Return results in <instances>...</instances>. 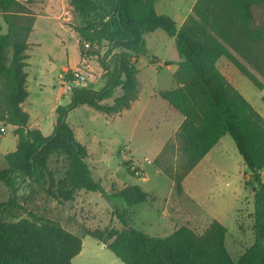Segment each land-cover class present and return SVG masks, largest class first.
I'll return each instance as SVG.
<instances>
[{
	"label": "trees",
	"instance_id": "1",
	"mask_svg": "<svg viewBox=\"0 0 264 264\" xmlns=\"http://www.w3.org/2000/svg\"><path fill=\"white\" fill-rule=\"evenodd\" d=\"M157 1L72 0L81 19L75 27L81 57H91L85 53V45L97 49L93 56L104 72L105 85L99 91L73 88L71 104L57 108L54 132L45 136L30 127V114L22 107L30 96L27 51L37 19L31 11L34 0H0V17L7 26L5 33L0 22V123L14 127L18 139L17 149L5 155L8 168L0 171V182L10 192L9 201L0 204V264H73L85 237L106 245L124 264H264V118L218 68L219 60L226 58L258 90H264V84L236 56L264 78V20L255 13L263 7V0H197L180 28L170 16L157 12ZM157 30L175 39L181 58L174 74L178 87L158 95L184 117L175 141L181 144L185 163L180 172L173 167L162 169L159 159L167 155L169 143L154 166L181 195L190 173L226 135L232 136L251 172L246 185L254 194L255 243L238 261L227 249L228 231L219 221L203 234L184 226L163 238L132 228L122 214L124 230L119 234L105 229L81 236L19 203L22 180L36 186L48 184L46 194L60 205L74 201L77 191L104 193L102 183L93 177L88 149L67 122L68 114L80 106L105 115L130 110L140 95L139 59L150 56L145 36ZM118 91L121 94L116 96ZM3 133L0 129V135ZM54 156H63L69 163L58 181L49 168ZM115 196L129 207L148 203L151 198L140 186L126 187Z\"/></svg>",
	"mask_w": 264,
	"mask_h": 264
},
{
	"label": "rangeland",
	"instance_id": "2",
	"mask_svg": "<svg viewBox=\"0 0 264 264\" xmlns=\"http://www.w3.org/2000/svg\"><path fill=\"white\" fill-rule=\"evenodd\" d=\"M196 1L158 0L155 7L159 14L170 16L180 27L184 18L192 13ZM56 10L63 15L61 21L57 20ZM31 11L37 19L29 39L33 44L29 50L31 78L27 83L31 96L25 107L32 112L34 120L40 122L43 134L49 136L57 123V102L60 106H69L76 85L102 90L104 72L98 58L93 56L96 48L85 45V53H90L91 57H81L79 36L75 32L81 19L73 9L72 0H34ZM255 13L259 20H264V4L256 8ZM0 22L6 33L7 26L1 17ZM157 33L147 37L150 56L141 57L138 63L141 104L120 115H105L88 106H80L68 114L67 122L77 140L88 149L89 166L94 179L102 183L104 193L77 191L74 201L60 205L46 194L48 184L36 186L22 180L19 203L27 211L58 221L81 236L88 231L105 229L113 235L119 234L124 230L119 218L122 214L132 228L163 238L184 226L203 234L214 221H219L228 231L227 249L233 260L238 261L255 243L254 194L246 185L251 181V172L232 136L226 135L190 173L181 195L163 171L154 166L169 143L171 148L167 155L159 159L162 169L173 167L180 172L185 163L181 144L175 141L184 117L158 95L159 91L177 87L174 74L179 65L175 60L180 56L176 44H172L174 40L162 30ZM154 55L173 63L160 67ZM236 56L264 84L263 76L238 54ZM83 60L89 65L85 67ZM218 68L264 118V90H258L226 58L218 62ZM82 71L86 72L84 79L76 76ZM72 76L77 80H72ZM120 94L118 91L116 96ZM1 128L6 129V135L2 136L11 143L9 150L13 152L16 136L10 126L0 123ZM128 167L140 173L131 174ZM49 168L58 181L65 176L69 163L63 156H54ZM262 173L264 180V170ZM129 186H140L150 193L148 203L129 207L115 196ZM19 215L27 217L23 212ZM8 220L13 219L8 217ZM83 248L73 264H124L91 237H85Z\"/></svg>",
	"mask_w": 264,
	"mask_h": 264
},
{
	"label": "crops",
	"instance_id": "3",
	"mask_svg": "<svg viewBox=\"0 0 264 264\" xmlns=\"http://www.w3.org/2000/svg\"><path fill=\"white\" fill-rule=\"evenodd\" d=\"M195 5V4H194ZM193 9V8H192ZM53 11H54V9H52ZM56 12L58 13V16H57V20H62V17H63V15H62V13L60 12V11H58V10H56ZM192 14V13H191ZM188 16L189 15H187L185 18H184V20H183V22H182V24H181V26L184 24V22L186 21V19L188 18ZM180 26V27H181ZM179 27V28H180ZM34 31H35V26H34ZM160 30H157V31H155V32H153V33H150V34H148V35H146L145 36V38H146V42H147V37L148 36H151V35H155V34H158L157 32H159ZM30 39V38H29ZM173 40H174V42H175V39L174 38H172ZM29 44H30V47H29V49H28V51H27V54L29 55V57H30V59H29V61H28V63H29V66H28V68H27V72H28V81L30 80V73H29V70H30V66H31V55H30V53H29V50L31 49V47H32V43L29 41ZM172 44H176V42L175 43H173V41H172ZM147 45H148V42H147ZM155 60H156V64H158L160 67H162V66H165V64L166 63H170L171 65H172V61L171 60H168L167 58H163V59H161L160 58V56H158V55H154V57H153ZM140 60H141V58H140ZM139 60V61H140ZM221 60V59H220ZM219 60V61H220ZM176 61V63H177V65H179L180 64V62H181V59L179 58L178 60H175ZM83 62H84V65H85V67L87 66V65H89V63L86 61V60H83ZM148 65H151L150 64V62L148 63ZM152 66V65H151ZM151 68H155V67H151ZM69 69H72V68H70L69 67ZM139 69L141 70V68L139 67ZM179 69V68H178ZM177 69V70H178ZM177 70H176V72H177ZM176 83V82H175ZM28 85V84H27ZM177 85V84H176ZM43 86H45V85H43ZM177 87H178V85H177ZM176 87V88H177ZM176 88H174V89H176ZM163 91V90H162ZM160 92V91H159ZM31 96V95H30ZM30 96H29V98H30ZM29 98L26 100V102L25 103H23L22 104V107H23V109L25 110V111H27L29 114H30V127L31 128H34V129H39V130H41L42 131V126H41V124H40V122H38V120H34V118H33V114H32V112L30 111V110H28V109H26V104H27V102H28V100H29ZM150 99L152 98V95L149 97ZM141 101H142V98H141V94L139 95V99L132 105V107H131V109L130 110H133L134 108H135V106H137V104L139 105V104H141ZM58 104H57V107H59L60 105H59V102H57ZM59 105V106H58ZM130 110H128V111H130ZM183 121H184V119L181 121V123H180V125H179V128L181 127V125H182V123H183ZM11 128H12V130L14 131V127H12V126H10ZM179 128H178V130H179ZM1 130H3L4 131V135H6V133H7V131H6V129L5 128H1ZM178 130H177V132H178ZM54 132V131H53ZM176 132V133H177ZM42 133H43V131H42ZM52 135V134H51ZM46 136V135H45ZM50 136V135H49ZM16 139H17V137H16ZM15 139V142H14V144H13V148H11V149H14L15 147V150L17 149V145H18V139L16 140ZM9 147H11V143H9V141H7L6 140V138L5 137H3L2 135H0V171L1 170H5V169H7L8 168V164H7V162H6V160H5V155L6 154H8V153H10L12 150H9ZM15 150H13V151H15ZM210 154V153H209ZM208 154V155H209ZM7 164V165H6ZM2 185H4L5 186V184L4 183H2V182H0V204L1 203H6V202H8L9 201V199H10V192H9V190H8V188L5 186V187H2ZM84 243H85V238H84ZM101 244V243H100ZM84 245V244H83ZM101 246L102 247H104V248H106V249H108L104 244H101ZM84 249V248H83ZM83 253V250H82V252H81V254ZM81 254L79 255V256H81ZM78 256V257H79ZM76 259V258H75Z\"/></svg>",
	"mask_w": 264,
	"mask_h": 264
},
{
	"label": "built area",
	"instance_id": "4",
	"mask_svg": "<svg viewBox=\"0 0 264 264\" xmlns=\"http://www.w3.org/2000/svg\"><path fill=\"white\" fill-rule=\"evenodd\" d=\"M88 46V45H87ZM85 74H86V72H83L82 71V74L81 75H76V76H78V77H80L81 79H84L85 78ZM73 77V76H72ZM73 80L74 81H76L77 79H74V77H73ZM75 87H83V86H80V85H76V86H74L73 88H75ZM73 90V89H72ZM3 131V130H2ZM4 132V131H3Z\"/></svg>",
	"mask_w": 264,
	"mask_h": 264
}]
</instances>
